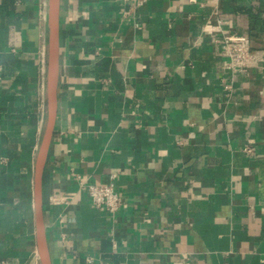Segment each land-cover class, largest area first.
Segmentation results:
<instances>
[{
  "label": "crops",
  "instance_id": "crops-1",
  "mask_svg": "<svg viewBox=\"0 0 264 264\" xmlns=\"http://www.w3.org/2000/svg\"><path fill=\"white\" fill-rule=\"evenodd\" d=\"M60 0L42 175L52 264H264V0ZM47 0H0V256L40 264ZM254 56L227 68L220 39ZM83 183H113L94 208ZM60 200L53 203L52 198Z\"/></svg>",
  "mask_w": 264,
  "mask_h": 264
},
{
  "label": "water",
  "instance_id": "water-1",
  "mask_svg": "<svg viewBox=\"0 0 264 264\" xmlns=\"http://www.w3.org/2000/svg\"><path fill=\"white\" fill-rule=\"evenodd\" d=\"M59 1L47 0V59L45 73L46 118L37 149L33 174V206L35 238L40 264H52L42 209V175L51 139L54 133L59 78Z\"/></svg>",
  "mask_w": 264,
  "mask_h": 264
},
{
  "label": "built area",
  "instance_id": "built-area-1",
  "mask_svg": "<svg viewBox=\"0 0 264 264\" xmlns=\"http://www.w3.org/2000/svg\"><path fill=\"white\" fill-rule=\"evenodd\" d=\"M145 0H136V5H141ZM222 48V54L227 58V68L234 71H241L250 65V61L254 56L252 50L253 42L248 35L224 34L219 40ZM1 71V67H0ZM85 185L87 196L91 205L96 209H103L109 213H115L122 204L120 193L115 189L113 183L95 184L83 183ZM60 199L52 198L53 203H57ZM0 264L5 261L0 256Z\"/></svg>",
  "mask_w": 264,
  "mask_h": 264
}]
</instances>
